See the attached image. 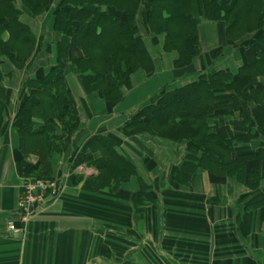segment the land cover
Returning a JSON list of instances; mask_svg holds the SVG:
<instances>
[{
  "label": "crops",
  "instance_id": "obj_1",
  "mask_svg": "<svg viewBox=\"0 0 264 264\" xmlns=\"http://www.w3.org/2000/svg\"><path fill=\"white\" fill-rule=\"evenodd\" d=\"M14 1L20 7V0ZM57 3L52 0L37 19L22 16L21 22L35 35L33 53L22 70L0 62V264H264V206L257 197L264 195V163L256 157L264 152V130L253 122L247 151L230 154L232 159L249 157L242 181L197 169L186 183L170 179L171 169L186 162V141L175 143L147 134L125 138L120 131L130 116L154 105L161 96L170 98L177 89L210 72L235 75L252 57V40L228 42L220 22L200 24V54L185 68L174 67L176 52H164L163 35H142L140 28L154 71L133 73L117 105L97 93H87L66 67L64 84L74 100L79 128L66 151L51 161V174L62 178V193L28 223L13 215L23 180L28 178L20 173L18 163L34 168L40 163L37 155L20 150L13 122L30 96L28 83L45 78L57 65L56 37L51 31ZM191 11L195 18L203 16L199 1H194ZM81 57L79 50H72L68 60ZM161 75L166 76L163 85L158 81ZM257 82L264 84V76ZM256 109L252 104L250 110ZM220 113H213L207 123L216 124ZM233 120L240 122L239 114L225 118ZM95 136L115 141L117 154L135 171L116 193L87 190L86 179L95 177L97 171L85 165L71 168L73 159ZM141 189L156 203L134 208L132 197ZM12 220L18 233L7 230ZM18 234L22 236L15 237Z\"/></svg>",
  "mask_w": 264,
  "mask_h": 264
},
{
  "label": "trees",
  "instance_id": "obj_2",
  "mask_svg": "<svg viewBox=\"0 0 264 264\" xmlns=\"http://www.w3.org/2000/svg\"><path fill=\"white\" fill-rule=\"evenodd\" d=\"M194 1L201 3V18L192 16ZM51 2L20 0L17 7L14 0H0V62L22 70L33 53L35 35L21 18L37 19ZM202 22L222 23L230 43L251 39L252 57L235 75L210 72L177 89L170 98L161 96L154 105L130 116L120 131L125 138L147 134L175 143L186 141L188 157L180 168L171 169L172 181L186 183L197 169L242 181L249 157L232 159L230 154L247 151L253 122L264 130V84L257 82L264 76V0H58L51 14L57 65L45 78L28 83L30 96L13 122L20 150L37 155L40 161L36 168L18 163L20 173L30 179H53L51 161L66 151L78 131L75 103L64 84L66 67L87 93H97L117 105L133 73L154 71L140 28L146 35H163L164 52H176L174 67L185 68L200 54L198 27ZM72 50H79L82 57L68 60ZM252 104L255 111L250 110ZM217 111L222 112L221 118L209 125L207 120ZM231 114H239L240 122L225 121ZM116 145L107 137L95 136L73 159L72 169L85 165L97 171L95 177L86 179L87 190L113 194L135 176L131 163L117 154ZM256 157L264 163L263 151ZM257 197L264 206V195ZM156 201L141 189L133 195L132 206Z\"/></svg>",
  "mask_w": 264,
  "mask_h": 264
},
{
  "label": "built area",
  "instance_id": "obj_3",
  "mask_svg": "<svg viewBox=\"0 0 264 264\" xmlns=\"http://www.w3.org/2000/svg\"><path fill=\"white\" fill-rule=\"evenodd\" d=\"M62 193V178L53 179H24L22 194L13 213L21 223H28L49 202L57 200ZM10 233H18L16 223L12 220L7 223Z\"/></svg>",
  "mask_w": 264,
  "mask_h": 264
},
{
  "label": "rangeland",
  "instance_id": "obj_4",
  "mask_svg": "<svg viewBox=\"0 0 264 264\" xmlns=\"http://www.w3.org/2000/svg\"><path fill=\"white\" fill-rule=\"evenodd\" d=\"M30 25H32L31 23H30ZM33 28H34V30L36 31L37 30V27L36 26H32ZM142 35H145V32L143 31L142 32ZM144 38H145V36H144ZM201 48L202 49H207L203 44H202V46H201ZM159 78V82H160V84L161 85H163V84H165L166 82H165V79H166V76L165 75H161L160 77H158ZM165 82V83H164Z\"/></svg>",
  "mask_w": 264,
  "mask_h": 264
},
{
  "label": "water",
  "instance_id": "obj_5",
  "mask_svg": "<svg viewBox=\"0 0 264 264\" xmlns=\"http://www.w3.org/2000/svg\"><path fill=\"white\" fill-rule=\"evenodd\" d=\"M21 236H22L21 234H18V235H16L15 237H19V238H20Z\"/></svg>",
  "mask_w": 264,
  "mask_h": 264
}]
</instances>
